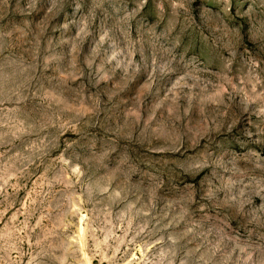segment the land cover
Returning a JSON list of instances; mask_svg holds the SVG:
<instances>
[{"label": "clouds", "instance_id": "clouds-1", "mask_svg": "<svg viewBox=\"0 0 264 264\" xmlns=\"http://www.w3.org/2000/svg\"><path fill=\"white\" fill-rule=\"evenodd\" d=\"M65 2L27 0V8L19 10L25 16L22 26L0 27V155L13 159L9 153L35 136L45 149L41 155L55 158L54 163H67V155L81 169L77 180L101 173L105 187L100 191L108 192L115 183L122 202L132 208L140 205L139 211L158 225L155 231L161 235L156 242L164 241L172 256L183 254L179 264H264V155L249 147L264 146V109L256 114V121L241 109L229 121L217 113L221 118L211 125L196 123L187 115L193 99L190 91L185 93L189 107L183 123L175 104L171 113L164 114L174 97L164 90L142 89L143 100L133 101L135 111L143 108L148 116L142 135L125 134L129 121L108 115L113 95L131 80L128 74L114 79L117 70L132 66L152 81L153 73L174 72L189 61L207 70L211 64L205 47L225 68L236 54V45L247 51L251 43L264 52V42L258 39L264 35V0H225L222 10H215L216 0H153L157 19L151 24L136 19L148 0H133L137 7L131 11L128 0H105L108 6L98 17L96 47L83 56L76 48L69 65L77 76L85 77L90 92L96 89L86 100L84 82L73 87L65 76L68 67L56 63L65 59L63 55H40L45 23L32 13L50 19L49 14L55 15ZM75 2L79 10L82 0ZM88 20L91 25L93 18ZM68 23L59 27L67 30ZM201 30L209 34L203 41ZM87 34L81 29L79 39ZM47 45H52L50 37ZM177 48L184 55L173 56ZM149 50L152 56L147 55ZM134 52L139 53L138 62L130 59ZM157 56L160 63H153ZM98 59L101 67L108 66L99 77L93 69ZM100 79L113 80V87L98 88ZM72 92L78 108H70L63 99ZM101 95L107 99L101 101ZM157 110L159 118L154 115Z\"/></svg>", "mask_w": 264, "mask_h": 264}, {"label": "rangeland", "instance_id": "rangeland-1", "mask_svg": "<svg viewBox=\"0 0 264 264\" xmlns=\"http://www.w3.org/2000/svg\"><path fill=\"white\" fill-rule=\"evenodd\" d=\"M107 6L105 0H82L77 10L75 0H66L55 15L49 14L50 19L43 14L32 13L38 21L45 23L43 35L46 39L40 41V55H63L65 59L56 63L68 67L65 76L73 87L84 82L82 99L85 100L96 89L90 92L85 77L77 76L69 65L73 63L72 53L76 48L83 56L96 47L95 42L100 39L98 17ZM127 7L131 11L137 4L128 0ZM224 7L225 0H216L215 10ZM26 8L27 0H0V27L6 26L9 30L13 25L21 27L25 16L19 10ZM156 13L153 0H148L136 19L141 24H151L157 19ZM90 16L93 18L91 25ZM65 22H70L67 30L59 27ZM135 23L133 21L134 28ZM81 29L88 34L79 39ZM201 32L200 41H203L209 34ZM117 35L123 40L122 31H118ZM133 35L135 37V32ZM49 37L52 39L51 46L47 45ZM258 39L264 42V35ZM103 47L106 49L109 45L105 43ZM235 47L236 54L227 68L218 64L215 56L205 47L211 64L207 70L199 62L189 61L182 63L174 72L153 73L156 79L152 81L143 71H135L132 66L117 70L114 79L119 80L128 74L131 80L123 90L113 95L108 115L129 121L125 134L142 135L148 116L143 108L136 112L133 101L143 100L141 91L148 89L151 92L164 90L174 97L167 102L164 114L171 113L175 104L183 123L187 122L183 113L189 107L185 93L190 91L193 99L187 115L196 123L204 121L211 125L213 119L221 118L217 113L229 121L230 115L238 116L241 109H247L252 114L251 119L256 121V114L264 109V52L251 43L247 51L238 45ZM45 48H48L47 52H44ZM147 55L152 56L151 50ZM172 55L179 57L184 52L177 48ZM79 59L77 57L75 61L77 66ZM130 59L138 62L139 53L134 52ZM152 62L160 63L159 56L154 57ZM173 64H176L175 60ZM93 69L99 77L107 73L108 66L101 67L98 59ZM193 84L199 87L191 88ZM97 87L111 88L113 80L100 79ZM75 96L76 93L72 92L63 98L70 108L80 107ZM100 99L104 101L107 97L101 95ZM151 100L152 96H148V101ZM84 107L89 105L85 103ZM129 111L131 116L127 115ZM72 114L70 112L69 117ZM154 115L159 118L160 111L157 110ZM104 117L105 112L101 111L100 119ZM136 121L138 123H133ZM21 135L26 137L27 134ZM241 138L247 139L242 133ZM249 147L264 155V146L250 144ZM18 151L19 156L16 155ZM43 151L45 149L32 136L27 138L22 149L9 153L13 159L0 155V264H169L170 260L172 264H179L183 254L177 252L176 256H172L164 241L156 242L161 235L155 231L158 225L149 215L139 211L140 205L132 208L128 202H122V193L115 183L108 188V192H102L100 189L105 187V180L101 173L90 177L79 176L77 180L81 169L67 155L64 157L67 163H54L55 158L41 155ZM64 169L67 171L61 176ZM60 179L65 183H60ZM206 227H211V224Z\"/></svg>", "mask_w": 264, "mask_h": 264}]
</instances>
